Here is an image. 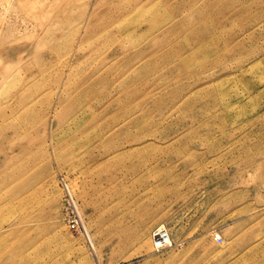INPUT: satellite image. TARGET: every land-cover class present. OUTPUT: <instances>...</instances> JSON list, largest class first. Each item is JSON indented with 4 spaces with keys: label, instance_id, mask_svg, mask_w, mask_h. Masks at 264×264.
I'll list each match as a JSON object with an SVG mask.
<instances>
[{
    "label": "rangeland",
    "instance_id": "obj_1",
    "mask_svg": "<svg viewBox=\"0 0 264 264\" xmlns=\"http://www.w3.org/2000/svg\"><path fill=\"white\" fill-rule=\"evenodd\" d=\"M0 264H264V0H0Z\"/></svg>",
    "mask_w": 264,
    "mask_h": 264
},
{
    "label": "built area",
    "instance_id": "obj_2",
    "mask_svg": "<svg viewBox=\"0 0 264 264\" xmlns=\"http://www.w3.org/2000/svg\"><path fill=\"white\" fill-rule=\"evenodd\" d=\"M153 245L155 250H166L170 247V238L166 230L160 229L153 232Z\"/></svg>",
    "mask_w": 264,
    "mask_h": 264
},
{
    "label": "bare ground",
    "instance_id": "obj_3",
    "mask_svg": "<svg viewBox=\"0 0 264 264\" xmlns=\"http://www.w3.org/2000/svg\"><path fill=\"white\" fill-rule=\"evenodd\" d=\"M164 227V226H163ZM163 227H158V228H156L155 229V231L156 230H160V229H164ZM165 230V229H164ZM167 231V230H166ZM85 236H87V234L85 235ZM153 233H152V235H151V240L153 241ZM87 239L91 242V239H90V237H89V235L87 236ZM172 245V241L170 240V246ZM152 247H153V249L155 250V248H154V245H153V242H152Z\"/></svg>",
    "mask_w": 264,
    "mask_h": 264
}]
</instances>
